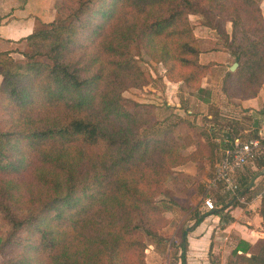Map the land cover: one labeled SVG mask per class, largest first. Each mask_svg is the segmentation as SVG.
Listing matches in <instances>:
<instances>
[{"label": "trees", "instance_id": "trees-1", "mask_svg": "<svg viewBox=\"0 0 264 264\" xmlns=\"http://www.w3.org/2000/svg\"><path fill=\"white\" fill-rule=\"evenodd\" d=\"M54 9V20L25 38L22 58L0 52V264H147V240L168 244L165 212L178 206L167 179L197 157L181 155L171 130L147 134L153 111L122 95L148 85L136 56L144 51L168 80L204 93L213 63L200 62L189 18L201 16L237 63L222 77V94L228 101L254 98L264 84L260 4L54 0ZM255 162L264 223V156ZM29 176L36 190L20 191ZM243 180L241 193L250 189ZM214 203L209 213L239 205L220 197ZM207 214L197 211L182 229L181 264L187 233ZM249 247L240 240L224 264H264V243L256 254Z\"/></svg>", "mask_w": 264, "mask_h": 264}, {"label": "rangeland", "instance_id": "rangeland-1", "mask_svg": "<svg viewBox=\"0 0 264 264\" xmlns=\"http://www.w3.org/2000/svg\"><path fill=\"white\" fill-rule=\"evenodd\" d=\"M257 1L260 4V0ZM189 18L191 23H194V34L198 35L196 37L198 38L200 51H207L208 47H210L209 42L214 43V47L216 46L215 48H217V50L222 51L221 47L224 48L222 40L218 37L215 31L210 29L205 30L203 28L204 26L201 24L203 23L202 17L198 15H190ZM227 26L230 30L229 24ZM213 38L216 39L214 40ZM20 58H22V55L16 59ZM136 64L140 67L141 71L145 75L148 85L142 87H130L124 91L122 95L125 98L139 103L140 105L150 108L153 111L154 116L151 117V122L155 124V127L148 131L147 134H153L158 137L161 136L164 130H171L179 142V151L181 155L187 156L193 153L195 158L197 157L196 160L189 162H196L197 160L204 158L208 153V143L207 141H204L202 137H204V133L207 132L206 130L209 129V124H212V122L208 123L205 120L206 118L203 117L205 110H207L206 107H200L198 104H191V95L195 93V95L201 96L202 94H205L206 91L204 93H197V91L194 90L191 94L184 83L171 82L165 76V67L162 64L153 63L149 56L144 53V51H141L140 54L136 56ZM214 70L215 71H213L211 76L213 80L209 77L208 80L211 81L207 82L205 80L203 81L202 79V83L207 82L209 84L207 87H210V89H213L214 91L212 92L213 96L211 97L212 102L210 106L211 113L214 116H217V118L213 117L215 120H218L216 121L219 125L217 127L220 129L228 126V133L231 131L236 135H239L243 140L254 138V134H257L259 136L257 139H259L261 143L264 144V135L261 136L259 134L260 130H258L259 128H262V131L264 132V114L261 115L260 112H258L257 116H253V112L251 114L253 117L248 116L247 114L238 116L235 111L232 114V112L226 108V105L223 106L224 101L227 99L225 96H223L222 92H220L222 77L225 72H218L217 68ZM238 100L239 99L235 98L229 102L232 103L233 101L236 102ZM219 102L220 106H222L221 108H219L217 105ZM167 103H171V105L167 107ZM172 104H174V107L177 109H179V106L183 108L187 107L188 110L191 107V113L185 112L186 110L180 111V109L179 111H175L173 108L171 109V106H173ZM215 108H217V111H215ZM220 113L223 115L220 116ZM240 118H243L244 121H242ZM253 118H256V120H253ZM166 126L168 127L166 128ZM204 126L206 130H204ZM218 134L220 133L218 132ZM218 134H215L211 137L213 138V143L220 145L221 140H215L217 138H221V136ZM192 140L197 143V149L188 154L183 153L181 149H184L186 145L191 144ZM221 145L224 147L223 143ZM219 157L220 152L218 156L215 155L212 157H207L206 164H201V166L198 168L199 172H194L193 176L185 171H175L176 167L173 169L174 172L168 177L166 186L171 191V197L178 206L171 205L169 206L167 212H165V215L169 220V224L163 229V234L166 235L164 237L168 239V244H157L154 243L153 240L148 239V248L145 250V260L147 264H165L167 259L173 261L176 251L179 252V249L176 247V245L179 241L181 231L183 228L189 227H184L181 221L179 222V220L185 218L186 214L195 208L200 209L202 212H206V209L203 206V199L205 197H210L213 201H215V199L218 197L233 202L236 201L235 198L223 193L221 190H210L207 188L208 180L212 177L214 165L216 164ZM257 168V163L254 162L253 164L246 165L243 170L238 173V182L240 185L238 197L244 202H249L253 196L259 195L261 186H263V181L262 178L258 176L259 172L257 171ZM254 174L256 178L252 179ZM244 178L248 179V181H250V179L252 180L250 181L249 191L241 193L242 189H244ZM25 187H32V189L36 190V183L31 179L30 176L20 180V191H23ZM24 192L26 191L24 190ZM239 206H242L243 209H245L248 205L239 203ZM174 211L179 213L171 215V213ZM194 218H192L193 222ZM262 238L263 239L254 249V252L250 254H256L258 252L259 248L264 243V236Z\"/></svg>", "mask_w": 264, "mask_h": 264}, {"label": "crops", "instance_id": "crops-1", "mask_svg": "<svg viewBox=\"0 0 264 264\" xmlns=\"http://www.w3.org/2000/svg\"><path fill=\"white\" fill-rule=\"evenodd\" d=\"M260 7L264 15V0H260ZM54 17V0H0V52H11L10 55L14 59L21 57L20 53L23 52L26 47L25 38L36 29L37 25L50 23L54 20ZM203 28L205 30H209L206 27ZM195 36L198 35L196 34ZM213 39L215 40L216 38ZM209 46L210 47H208L207 51L201 50L199 55V60L202 64L213 63L209 74L203 78V81L205 80L207 82L211 81L208 80L209 77L213 80L211 76L213 71H215L214 69L217 68V71L221 73L226 72L234 63L233 58L229 55L225 48L221 47L222 51L217 50V48H215L216 46L214 47V43L212 42H209ZM207 82L202 83L201 85L204 92L206 91L205 94H202L201 96L195 95V93H193L194 90L188 88L190 93H193V95H191V104H198L200 107H206L207 110H205L203 117L206 118L205 120L208 123L212 122V124H209L210 126L208 130H206L204 126V130L207 132L204 133V137H202L203 140L208 143L207 155L196 162H188L175 168V171H185L190 173L191 176H193L194 172H199L198 168L201 164H206L207 157L215 155L218 156L220 152V157L217 160L218 162L225 146L229 144V142L226 141V138L230 140L231 138L238 136L231 131L228 133V126L220 129L217 127L219 126L216 122L218 120L213 118H217V116H214L211 113L210 106L212 102L211 97L213 96L212 92L214 91L213 89H210V87H207L209 86ZM170 105L171 103H167L166 106L169 107ZM172 105L171 109L173 108L175 111H179L180 109V111L186 110L185 112L191 113L190 106V109L188 110L187 107L183 108L179 106V109H177L174 107V104ZM217 105L219 108L222 107L220 106V102L217 103ZM224 105L227 106L225 107L229 109L232 114L235 111L238 116L245 114L252 116L251 114L253 112V116H257L258 112H260L261 115L264 114V84L256 97L248 100L233 101L232 103L225 100L223 106ZM215 111H217V108H215ZM219 115L221 116L223 114L220 113ZM240 119L244 121L243 118ZM253 120H256V118H253ZM167 127L168 126H166V128ZM258 130H260L259 134L263 136L264 132L262 131V128H259ZM218 132L220 134H218ZM215 134L221 136V138H217L215 140H221V144L223 143L224 147H222L221 144L217 145L212 142L213 138L211 136H214ZM196 149L197 143L192 140V143L186 145V147L181 149V151L188 154ZM236 201L238 203L247 204V208L243 209L242 206L231 204L225 208L221 214L209 213L206 211L208 214L204 220L187 233L188 246L186 251V264H211L208 256L209 251H211L215 257L219 258L218 264H224L226 258L230 255L240 240L245 241L250 245L248 250L249 253L254 252V249L264 236V223L262 222V218L259 214L260 196H253L249 202H244L241 198L240 200L236 199ZM197 211H200V209L195 208L190 210L189 213L186 214L185 218L179 220V222L181 221L184 227L192 226V218L195 217ZM178 213L179 212L174 211L171 215ZM200 213L203 212L200 211ZM177 245L176 247L178 248ZM174 256L173 261L167 259L165 264H181L180 250L179 252L176 251Z\"/></svg>", "mask_w": 264, "mask_h": 264}, {"label": "built area", "instance_id": "built-area-1", "mask_svg": "<svg viewBox=\"0 0 264 264\" xmlns=\"http://www.w3.org/2000/svg\"><path fill=\"white\" fill-rule=\"evenodd\" d=\"M228 146L224 148L220 160L214 165L212 177L208 180L207 188L210 190H221L223 193L240 200L238 192L240 185L238 173L246 165L253 164L264 155V144L257 138L247 140L235 136L230 140ZM203 206L206 211L215 209V203L210 197L203 199Z\"/></svg>", "mask_w": 264, "mask_h": 264}, {"label": "water", "instance_id": "water-1", "mask_svg": "<svg viewBox=\"0 0 264 264\" xmlns=\"http://www.w3.org/2000/svg\"><path fill=\"white\" fill-rule=\"evenodd\" d=\"M236 67H237V63L234 62V63L229 67V71H231V72L234 71Z\"/></svg>", "mask_w": 264, "mask_h": 264}]
</instances>
